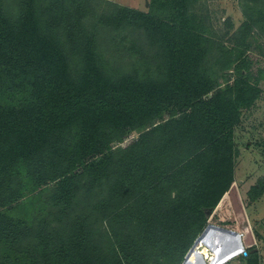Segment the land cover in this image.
I'll return each instance as SVG.
<instances>
[{"label": "trees", "instance_id": "obj_1", "mask_svg": "<svg viewBox=\"0 0 264 264\" xmlns=\"http://www.w3.org/2000/svg\"><path fill=\"white\" fill-rule=\"evenodd\" d=\"M189 1L153 0L162 17L125 8L97 19L104 27L143 30L159 44L164 71L141 79L131 73L117 78L105 70L98 28L86 26L92 11L88 3L19 0L14 20L6 1L0 0V91L7 96L0 101V196L23 166L37 187L57 180L55 201L71 207L83 186L93 192L111 179L115 168L119 177L110 194H122L141 180L156 183L167 177L179 182L181 177L190 182V194L176 199L171 211L143 219L144 225L161 227L168 235L181 231L173 227L180 226L185 213L203 214L217 206L218 200L204 198L205 188L215 176L219 179L215 162L223 163L224 148L233 145L239 109L250 108L261 92L242 78L217 90L216 81L203 71L206 39L188 13ZM70 45L81 53L77 77L71 72ZM166 113L169 121L128 150L101 158L115 134L144 128ZM79 168L82 172L75 173ZM11 220L5 216V222ZM87 231L84 222L79 225L52 264H93L94 245ZM13 232L2 234L9 238ZM245 240L243 236L246 246L250 242Z\"/></svg>", "mask_w": 264, "mask_h": 264}, {"label": "rangeland", "instance_id": "obj_2", "mask_svg": "<svg viewBox=\"0 0 264 264\" xmlns=\"http://www.w3.org/2000/svg\"><path fill=\"white\" fill-rule=\"evenodd\" d=\"M5 1L7 14L15 20L19 0ZM83 2L92 8L86 26L98 28L100 52L108 73L117 78L131 73L146 79L157 78L164 71V53L146 32L133 26L116 29L97 24L102 15L125 8L162 17L164 13L153 7V0ZM188 13L206 39L203 71L216 81L217 90L233 87L242 78L261 92L250 108L239 109L233 145L224 148L227 153L223 163L215 162L219 179L215 181V176L205 188L204 198L218 200L217 206L203 214L185 213L180 226L173 227L181 230V235L175 237L179 233L168 235L161 227L144 225L143 219L148 214H166L176 199L188 195L192 185L181 177L179 182L167 177L156 183L136 181L117 195L110 194L119 177L114 168L111 179L93 192L83 186L75 205L65 207L54 199L57 180L37 187L29 182V172L22 166L13 172L14 179L0 196V264H48L50 259L52 264L60 245L73 237L83 222L94 245L93 264H183L195 241L210 225L229 227L250 242L245 246L247 254L231 264H264V196L259 203L254 202L264 191V0H190ZM68 50L71 72L77 77L83 67L81 53L71 45ZM6 97L0 91V101ZM210 97L212 94L206 99ZM170 119L166 113L144 128L115 134L101 158L119 156ZM81 172L82 168L75 171ZM82 180L89 185L87 177ZM6 215L12 220L5 222ZM239 225L242 231H237ZM5 227L6 231L14 229L9 238L2 234Z\"/></svg>", "mask_w": 264, "mask_h": 264}, {"label": "bare ground", "instance_id": "obj_3", "mask_svg": "<svg viewBox=\"0 0 264 264\" xmlns=\"http://www.w3.org/2000/svg\"><path fill=\"white\" fill-rule=\"evenodd\" d=\"M205 235V239H203L204 237L199 239L194 248H191L185 264H222L228 260L227 257L232 253L231 250L235 246L234 240L229 238L222 241L221 234L213 229H209ZM224 244L228 247L224 251L219 250L220 245ZM236 256H239V253Z\"/></svg>", "mask_w": 264, "mask_h": 264}, {"label": "water", "instance_id": "obj_4", "mask_svg": "<svg viewBox=\"0 0 264 264\" xmlns=\"http://www.w3.org/2000/svg\"><path fill=\"white\" fill-rule=\"evenodd\" d=\"M209 229H213V230H216L217 232H219L221 234V240L222 241H225L226 239H229V238H232L235 242V246L234 248H232V253L227 257V259L229 258H232L236 255H238V253H242L244 252V254L246 255V250H245V246H244V243H243V239H242V234L238 233V232H235V231H232V230H229V229H225V228H222V227H219V226H215V225H210L204 232L203 234L195 241L194 245L192 248H194L195 244H197L198 240L199 239H205L206 237V232L209 230ZM205 235V236H204ZM227 244V243H226ZM216 246V245H215ZM219 247V246H217ZM226 247H228V245H220L219 247V250H222L224 251L226 249ZM218 249V248H217ZM190 252L187 254L186 258H185V261L183 264H185L187 262V259H188V256H189Z\"/></svg>", "mask_w": 264, "mask_h": 264}, {"label": "crops", "instance_id": "obj_5", "mask_svg": "<svg viewBox=\"0 0 264 264\" xmlns=\"http://www.w3.org/2000/svg\"><path fill=\"white\" fill-rule=\"evenodd\" d=\"M263 196H264V191H263L262 194L258 195L257 198H255L254 202H255V203H259V202L261 201V199H263ZM261 214H262V213H261ZM263 216H264V214H263ZM256 232H257L258 234H261V233L258 231V229H256ZM244 246H245V245H244ZM260 255H261V254H260Z\"/></svg>", "mask_w": 264, "mask_h": 264}, {"label": "built area", "instance_id": "obj_6", "mask_svg": "<svg viewBox=\"0 0 264 264\" xmlns=\"http://www.w3.org/2000/svg\"><path fill=\"white\" fill-rule=\"evenodd\" d=\"M244 254V252H242V254H239V256H234V257H232L231 259H228L227 261H225V262H223L222 264H231V262L234 260V259H236V258H239L241 255H243Z\"/></svg>", "mask_w": 264, "mask_h": 264}]
</instances>
